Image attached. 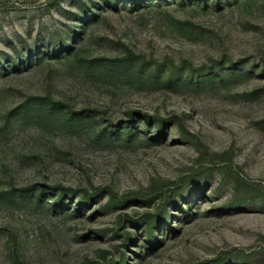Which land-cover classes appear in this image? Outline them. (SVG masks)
<instances>
[{
    "label": "rangeland",
    "instance_id": "rangeland-1",
    "mask_svg": "<svg viewBox=\"0 0 264 264\" xmlns=\"http://www.w3.org/2000/svg\"><path fill=\"white\" fill-rule=\"evenodd\" d=\"M0 264H264V0H0Z\"/></svg>",
    "mask_w": 264,
    "mask_h": 264
}]
</instances>
